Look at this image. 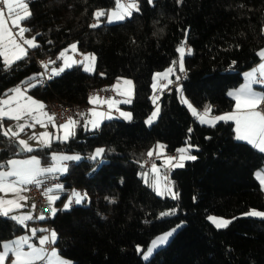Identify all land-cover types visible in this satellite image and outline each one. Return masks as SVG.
I'll return each instance as SVG.
<instances>
[{
	"label": "trees",
	"instance_id": "16d2710c",
	"mask_svg": "<svg viewBox=\"0 0 264 264\" xmlns=\"http://www.w3.org/2000/svg\"><path fill=\"white\" fill-rule=\"evenodd\" d=\"M28 2L32 15L24 24L40 47L10 68L0 58V98L19 84L38 81L37 59L56 61L50 67L58 68L60 52L74 43L96 55V70L77 65L53 76L46 88L36 84L30 91L46 105L55 100L84 105L90 88L111 86L118 78L134 83L131 121L116 117L96 130L79 125L67 142L28 152L40 156L44 166L52 153L81 157L59 176L63 190H54L63 194L59 205L71 188L87 193L84 202L58 210L52 219L60 253L72 264H264V218L244 215L264 211V189L255 176L264 153L237 140L231 123L203 124L181 102L183 95L198 110L210 105L212 114L232 109L229 91L242 84L243 73L260 61L264 49V0H138L132 16L118 23L101 17L97 27L90 26L96 24L94 13L114 9V0ZM182 42L191 54L184 57V72L177 63L172 79L185 77L163 89L158 118L148 125L154 74L179 61ZM0 141L4 165L16 147L8 137ZM188 143L196 159L169 174L178 199L157 195L141 175L148 151L162 144L165 154H173ZM98 148L105 152L91 159ZM172 210L174 215H161ZM211 214L231 223L217 228ZM177 225L169 243L145 261L138 247L147 248ZM23 230L0 215V242Z\"/></svg>",
	"mask_w": 264,
	"mask_h": 264
},
{
	"label": "snow or ice",
	"instance_id": "6c2138e0",
	"mask_svg": "<svg viewBox=\"0 0 264 264\" xmlns=\"http://www.w3.org/2000/svg\"><path fill=\"white\" fill-rule=\"evenodd\" d=\"M151 2L152 0H149V3ZM0 5H2V7H0V58L3 60L4 67L10 68L17 61H21L28 57L29 49H38L40 45L36 36L30 38L25 37V33L31 31L29 28L23 26V22L30 19L32 15L28 0H0ZM5 9L7 10L8 18L11 19L12 27L17 29L16 32H13L12 27H9L8 20L5 18ZM133 11H139L138 0H129L128 3H124L122 0H116L115 8L113 10L108 12L97 10L94 13L97 23L90 26L97 27L100 23V18L105 16L109 22L122 21L126 19V17L132 16ZM69 51L75 53L77 51V45L72 44L69 48L60 52L57 59L63 60V66L59 68L53 67L49 79L53 76L60 75V73L64 72L66 68L72 67L74 64H82L85 71L88 72H93L95 70L96 57L94 54H83V60H75L67 55ZM177 52L179 53V61H174L172 66L167 68L164 72H158L154 75L152 85L154 93L157 90L162 92L163 89H166L168 85L174 82L170 77L176 72L177 63L179 65V71H185L184 57L186 54H191V49L189 48L186 51L184 42H182L177 48ZM259 55L264 58V50H261ZM55 63L56 61L53 60L47 62L41 61V64L45 69L48 68L49 64ZM38 75L42 76L44 74L41 73ZM244 76L245 83L238 89L232 90L228 93V95L235 101L234 110L232 112L213 116L211 114L212 108L210 105L207 106L203 112H200L183 96H181V102L187 104L193 116H196L201 123L214 127L219 121L234 122L236 139L245 141L260 152L264 153V110H261V106L264 105V93H257L253 89L254 84H264V63H261L257 68L245 73ZM31 79L32 78H29L30 81ZM179 79L180 77L176 76V80L178 81ZM162 80L167 81V83H160ZM37 83H40V81L38 80ZM35 86L36 85L31 82H29L27 87L23 90L21 87L17 86L16 88L9 90L11 94L7 95V98L0 99V121L5 118L14 121H24V123H18L16 125L18 131H13L11 127L4 129L3 124L0 123V132H2L3 136L16 138L13 142L22 152L34 151L28 141L19 139V133L24 132L26 127L34 128L37 124L47 127L48 124H51L54 128H57L58 131L62 132L61 135H54L47 131L39 133L38 135L33 133L29 138L38 141L37 147L47 148L51 146L53 139L67 142L70 138L74 137L76 134L75 129L80 124L79 120L69 117L64 123L57 125L55 114L47 113L45 111L46 105L43 102L27 96V88ZM111 88L119 95L128 97L123 103H131V96L134 91V85L131 80H122L121 78H118ZM177 90L182 93V89L178 88ZM158 100V95L152 97V102L154 104H156ZM89 103L94 106L107 105L109 109L115 108L116 111L119 112V115L124 119H132L131 113L119 110L118 104L121 103V101H117L114 98H103L100 97L99 94L90 95ZM159 111V105L157 104L155 111L148 118L146 123L151 125L158 117ZM85 115L86 114L83 112L79 113V116L81 117H84ZM89 115L91 119L85 121V127L91 125L92 129L98 128L101 121L104 119H112L111 111H98L97 107L89 109ZM29 119L32 123H28ZM45 119L47 123H45ZM189 131H191V129H189ZM165 147V145L157 144L155 149H150L148 151V157L152 158L154 154L157 157H160ZM191 147L192 145H188L185 148L177 149V152L180 153V155L178 157L166 156L164 158V164L171 169L183 167V162L185 160H195V156L188 154ZM104 152L105 149L103 148L96 149L91 159L96 160L101 157ZM80 159L81 157L79 155L52 153V164L48 167H42L41 161L35 156L23 160H8L6 162V165L9 166L8 170H0V192L5 194L13 193L14 196L11 199L0 197V215L9 217L18 224L26 226V221L34 219L31 214L11 215L14 210L25 206L21 201L28 200L27 196L21 195L20 193L22 191H27L28 189L26 186L28 185L40 187L43 183L41 178L46 177L48 174L54 175L67 172L68 165L65 162ZM6 165L0 164V169H3ZM150 172L155 177L150 186L154 188L157 195L164 196L167 194L172 196L173 199H178L179 194L172 190V184L168 180L167 175L161 177L160 169L155 163H152ZM141 175L144 177L145 183H148L149 173L145 172ZM256 175L262 187H264V171L259 172ZM63 187V185L57 183L53 187L45 189L44 194L48 196L49 205H52L57 199H59V196L50 195V193L54 190H63ZM86 199V192L82 194L73 190L68 197V200L64 203L63 209L67 210L71 208L73 203L79 205ZM32 207L35 208L36 205L33 204ZM45 211H50L52 215H55L57 209L52 207L45 209ZM174 214L175 210L161 213L162 216ZM244 215L264 218V211L252 209L249 212L244 213ZM36 219L43 220L45 217L41 214L39 217H36ZM208 219L212 221L217 228H225L231 223L229 220L212 216L208 217ZM38 231L49 232V235L39 237V247L30 243L31 237L27 235L17 237L10 241L0 242V264H6V261H9L10 256V264H37V262H45V264H71L70 261L62 258L55 248H52L49 251V249L44 247L45 245L56 243L57 233L54 230L49 231L48 229H31V236H36ZM174 231L175 229L154 239L147 250L143 252L144 258L147 260L156 248L167 243L169 237L172 236ZM25 246H27L28 250H25ZM137 250L141 251L139 247Z\"/></svg>",
	"mask_w": 264,
	"mask_h": 264
},
{
	"label": "crops",
	"instance_id": "0c3cea01",
	"mask_svg": "<svg viewBox=\"0 0 264 264\" xmlns=\"http://www.w3.org/2000/svg\"><path fill=\"white\" fill-rule=\"evenodd\" d=\"M0 7H2V5H0ZM110 10H113V9H110ZM109 10V11H110ZM134 12V11H133ZM5 18L8 20V24H9V27H12V23H11V19L10 18H8V16H7V10L5 9ZM128 17H126V19H127ZM125 20V19H124ZM124 20H122V21H124ZM106 21L107 22H109L108 20H107V17H106ZM122 21H116V22H109V23H118V22H122ZM102 21L100 20V23H101ZM96 23H97V20H96ZM99 23V24H100ZM23 26L24 27H26L25 26V24H24V22H23ZM12 30H13V32H16L17 31V29L16 28H14V27H12ZM33 36H35V35H33V34H29L28 32L27 33H25V37L26 38H30V37H33ZM75 44V43H74ZM77 45V44H76ZM27 47V46H26ZM67 48H69V46L67 47ZM66 48V49H67ZM32 49H29V52L31 51ZM262 50H264V49H262ZM83 54H93V53H90V52H83V51H80L79 50V48H78V46H77V51L75 52V53H73L72 51H69L68 53H67V55L68 56H70V57H72L73 59H75V60H83ZM95 55V54H94ZM77 56H80L79 58L77 57ZM95 57H96V55H95ZM261 63H264V58H262L261 57V59H260V61L258 62V63H256V64H254L250 69H248V70H246L244 73H243V82H242V84L241 85H243L244 83H245V76H244V74L245 73H247V72H249V71H251V70H253L254 68H257L258 67V65H260ZM50 65V64H49ZM77 65H81L82 67H83V65L82 64H74L73 66H77ZM63 66V60L61 61V64H60V66L59 67H62ZM72 66V67H73ZM58 67V68H59ZM69 68H71V67H69ZM51 69H52V67H51ZM67 69V68H66ZM83 69H84V67H83ZM85 70V69H84ZM95 70H96V61H95ZM165 71V70H164ZM164 71H162V72H164ZM88 72V71H87ZM94 72V71H93ZM161 72V73H162ZM90 73H92V72H90ZM173 76V75H172ZM172 76L170 77V79H172ZM127 80H130V79H127ZM173 80V79H172ZM132 81V80H131ZM161 82H164V83H167V81H164V80H162ZM160 82V83H161ZM116 83V82H115ZM115 83H113V84H115ZM132 83H133V81H132ZM32 84H35L36 85V83H32ZM38 84V83H37ZM112 84V85H113ZM111 85V86H112ZM133 85H134V83H133ZM240 85V86H241ZM17 86H19V87H21V89L23 90V89H25L26 87H27V85H23V84H19V85H17ZM17 86H15L14 88H16ZM240 86H238L237 88H234V89H231L230 91H232V90H235V89H238ZM14 88H12V89H14ZM30 89L31 88H27V96H30V97H32V98H34L35 100H37V101H40V102H43L45 105H46V103L43 101V100H41V99H39V98H37L36 96H34L32 93H31V91H30ZM253 89L257 92V93H264V84H254L253 85ZM229 91V92H230ZM11 93L10 92H7L5 95H3L0 99H4V98H7V95H10ZM122 97V99L120 100L121 101V103H119L118 104V108H119V110L120 111H123V112H128V113H131L130 112V110L128 109V106L132 103V101H133V98H134V91H133V95L131 96V103H123V101L125 100V99H128V97H125V96H121ZM185 98V97H184ZM232 98V97H231ZM233 99V98H232ZM234 100V99H233ZM234 105H235V101H234ZM234 105H233V107H232V109H230V110H228V111H225V112H222V113H219V114H212L213 116H219V115H223V114H225V113H229V112H232L233 110H234ZM93 107H97V110L98 111H104L102 108H101V106H94L93 105ZM196 108V107H195ZM113 109H115V108H113ZM197 109V108H196ZM198 110V109H197ZM45 111L47 112V109H45ZM198 111H200V112H203V110H198ZM48 113V112H47ZM111 115H112V119H114V118H116V116L114 115V114H112L111 113ZM121 117V116H120ZM121 118H123V117H121ZM73 119H75V120H79L80 121V124L79 125H82L85 129H88V130H96V129H99L100 128V126H101V124L104 122V121H106V120H110V119H104L103 121H101V123H100V126L98 127V128H96V129H92L91 128V125H88L87 127H85V121L87 120V119H91V117H90V115L88 114L84 119H79V118H73ZM124 119V118H123ZM124 120H126V121H131V120H127V119H124ZM147 120H148V118H147ZM146 120V121H147ZM199 120V119H198ZM200 121V120H199ZM0 123H2L3 124V127H4V129H7V128H9V127H11L12 128V130L13 131H18V128L16 127V125L18 124V123H24V121L23 120H21V121H14V120H9V119H7V118H5V119H3L2 121H0ZM28 123H32V121L29 119L28 120ZM45 123H47V121H46V119H45ZM228 123H231V125L233 126V129H234V132H235V124H234V122H231V121H229V122H224V121H219V122H217L216 123V125H218V124H228ZM148 124V123H147ZM204 124V123H203ZM78 125V126H79ZM208 125V124H207ZM77 126V127H78ZM76 127V128H77ZM76 130V129H75ZM45 131H47V132H50V133H53L54 135H61L62 134V132H60V131H58L57 130V128H54L51 124H48V126L47 127H43V126H41L40 124H37L34 128H28V127H26V129H25V131L24 132H21V133H19V139H23V140H26V141H28V143L33 147V149H37V148H41V147H37V145H38V141L37 140H35V139H29L32 135H33V133H36L37 135L39 134V133H42V132H45ZM0 136H3V134H2V132H0ZM235 136H236V134H235ZM10 140H12V141H15L16 140V138H10V137H8ZM57 141H59V140H55V139H53V141L52 142H57ZM14 143V142H13ZM1 145H2V141H0V147H1ZM14 145H15V143H14ZM16 147V146H15ZM63 153V152H62ZM165 154V153H164ZM67 155H71V154H67ZM166 156H176V157H178V155H179V153L178 152H176V153H173V154H165ZM32 156H35V157H37L40 161H41V166L42 167H48L51 163H52V160H51V162L49 163V164H47L46 166H44V164H43V161H42V158L40 157V156H38V155H36V154H33V153H28V152H26V151H20L17 147H16V155H14V156H12L11 158H9L8 160H10V159H21V160H23V159H29L30 157H32ZM7 160V161H8ZM6 161V162H7ZM77 161V160H76ZM158 161H159V159H158ZM6 162H5V164L4 165H6ZM65 163H67V165H68V167H69V165H70V163H71V161H67V162H65ZM8 167L9 166H5L3 169H0V170H4V171H6V170H8ZM166 168H169L168 166H166L165 164H164V170L166 169ZM262 171H264V166L262 167V168H260V169H258L256 172H255V176H256V178H257V173H259V172H262ZM66 173V172H65ZM59 174L57 173V174H54V175H52V174H48V175H46V176H58ZM59 177V176H58ZM42 178H45V177H42ZM41 178V179H42ZM258 180V179H257ZM259 181V180H258ZM260 182V181H259ZM261 184V183H260ZM262 186V185H261ZM263 189H264V187H263ZM79 192V191H78ZM21 195H24V196H27L28 197V200L27 201H21V203H23L25 206L23 207V208H20V209H16V210H14V212L13 213H11V215H23V214H31L33 217H34V209L35 208H33L32 207V205L33 204H35V202H34V200H33V198L31 197V196H29V194L26 192V191H22L21 193H20ZM55 194H60V193H57L56 191H53V193H52V195H55ZM13 196H14V194L13 193H7V194H5V193H2V192H0V197H3V198H6V199H11V198H13ZM56 201H58V199L56 200ZM20 225V224H19ZM20 226H22V225H20ZM23 227V232L22 233H20V234H18V235H16V236H14L13 238H10V239H7V240H5V241H10V240H13V239H15V238H17V237H21V236H25V235H27V236H30L31 237V240H30V243H33V244H35L36 246H40L39 245V237H41V236H45V235H49V233L48 232H44V231H38L37 232V234H36V236H31V229H47V226H46V223H45V221L44 220H40V221H38V222H36L34 219L33 220H30V221H26V226H22ZM57 233V232H56ZM57 239H58V235H57ZM57 242V241H56ZM44 247H46L47 248V245H45ZM53 248H55L56 250H57V252L59 253V255L62 257V258H64V259H66V260H68L67 258H65L61 253H60V251H59V248L56 246V243L55 244H53ZM25 250H28L27 249V246H25ZM10 259H11V256H10V258H9V261H6V264H10ZM68 261H70V260H68ZM71 262V261H70ZM71 264H72V262H71Z\"/></svg>",
	"mask_w": 264,
	"mask_h": 264
},
{
	"label": "built area",
	"instance_id": "2783aa9c",
	"mask_svg": "<svg viewBox=\"0 0 264 264\" xmlns=\"http://www.w3.org/2000/svg\"><path fill=\"white\" fill-rule=\"evenodd\" d=\"M116 3V0H114ZM122 2L124 3H128L129 0H122ZM185 49L187 51V49H189V45L186 43L185 45ZM78 58L80 56H77ZM41 61L47 62L49 61L47 58H40L37 59V64L39 66V72L38 74L43 73L44 75H38V80L40 81L39 86L43 89L46 88L49 85V82L51 80V78L49 79L50 73H51V67L50 65L48 66L47 69H45L43 67V65L41 64ZM185 77V73L183 74L182 79H179L178 81L175 79L173 80L174 82L172 84H170V87H175L178 86L182 83L183 78ZM162 84L164 82H161ZM107 89V90H105ZM99 94L100 97L103 98H114L117 101H120L122 99L121 95H119L116 91H114L111 86L108 87H104V88H90L87 91V97L89 100V96L90 95H96ZM162 94L163 91H159L157 90L155 93L153 91L152 97L154 95H158L159 96V100L157 101V103L155 104L154 107L157 106V104H159L160 99L162 98ZM93 108V105L89 103H86L84 105H77V104H67V103H63L59 100H55V101H50L49 103H47L46 105V109L47 112L49 114H55V121L56 124H62L64 123L69 117L72 118H79V119H84L88 114H89V109ZM101 108L105 111H111L112 114H114L116 117H120L119 112L116 111V109H109L107 105H102ZM261 110H264V105L261 106ZM85 113L86 115L84 117L79 116V113ZM158 160V157L154 154L152 158H149L148 156L144 159L143 161V169L144 172L145 171H149L151 169V165L152 163H156ZM169 174H170V168L166 169V175L168 177V180L171 182L170 178H169ZM43 183L41 184L40 187H36L35 185H28L27 187V193L29 194V196H31L35 202V209H34V220L36 222L40 221V219H36V217H39L41 214L44 215L45 219H43L46 223L47 229L49 231H51L53 228V224H52V219L55 217V215H52L50 211H45V209H49V208H56L57 211L60 209H63V205L64 203L68 200V197L71 195L72 191L75 190L77 191L75 188H71L68 190V192L64 195V199L62 201V203L59 205L57 203V201H55L52 205H49L48 203V196L44 194L45 189L53 187L55 184L59 183L61 184V180L58 176H46L45 178H42ZM80 193H85L84 189H80L79 190ZM53 193V192H52ZM52 193H50V195H52ZM60 196L62 197L63 194H60ZM76 204L73 203L72 206H74ZM56 211V213H57ZM49 233V232H48ZM53 248V244H48L47 245V249H49V251ZM37 264H45V262H37Z\"/></svg>",
	"mask_w": 264,
	"mask_h": 264
},
{
	"label": "rangeland",
	"instance_id": "374dc122",
	"mask_svg": "<svg viewBox=\"0 0 264 264\" xmlns=\"http://www.w3.org/2000/svg\"><path fill=\"white\" fill-rule=\"evenodd\" d=\"M95 71V70H94ZM159 73H161L162 71H158ZM158 72H156V73H158ZM155 73V74H156ZM154 74V75H155ZM123 80V79H122ZM33 83H36L37 84V80L35 81V82H33ZM180 88V87H179ZM183 96V95H182ZM157 107V106H156ZM156 107H154V110H153V112L155 111V109H156ZM152 112V113H153ZM152 113L149 115V117L152 115ZM148 117V118H149ZM158 118V117H157ZM157 118L153 121V122H155L156 120H157ZM149 125V124H148ZM188 145H191V144H186V145H183V147H181V148H185V147H187ZM195 149V147L192 145V147L189 149V152H188V154L189 155H192V156H195L194 154H193V150ZM59 153H62V152H59ZM165 153V149H163V153H162V155L160 156V157H158V159H159V161L157 160V162L155 163L156 165H157V167L160 169V176L161 177H163V176H165L166 175V169L164 170V158L166 157V155L164 154ZM62 154H68V153H65V152H63ZM179 155H180V153H179ZM178 155V156H179ZM186 161H188V160H185L183 163H184V165H185V163H186ZM52 164V163H51ZM50 164V165H51ZM49 165V166H50ZM178 168V167H177ZM145 172H148L149 173V175H148V182L151 184L152 183V181H153V179L155 178L154 176H153V174L150 172V171H145ZM144 172V173H145ZM59 175L58 176H61V175H63V174H65V173H58ZM145 180V179H144ZM172 190L174 191V189H173V187H172ZM56 196H59V199H60V194H55ZM165 196H169V197H172V196H170V195H167V194H165L163 197H165ZM252 210V209H251ZM255 210H257V209H255ZM250 211V210H249ZM248 211V212H249ZM259 211V210H258ZM247 213V212H246ZM210 216H212V217H217V218H223V219H225V220H229V221H231V219L230 218H228V217H224V216H220V215H215V214H211V215H209L208 217H210ZM210 221V220H209ZM211 223H212V221H210ZM213 224V223H212ZM230 224V223H229ZM229 224H228V226H229ZM214 225V224H213ZM179 226V227H178ZM215 226V225H214ZM227 226V227H228ZM181 227V225H177V226H175V227H173V228H171V229H169V230H167V231H165V232H163V233H161V234H159V235H157L154 239H156L158 236H161V235H163V234H165V233H167V232H170V231H172L173 229H175V231L173 232V234H172V236H170L169 237V239H168V242L167 243H165L164 245H162V246H159L158 248H156L154 251H153V253H152V255L147 259V260H149L153 255H154V253L158 250V249H160V248H162V247H165L168 243H169V241L172 239V237L175 235V233L178 231V229ZM216 227V226H215ZM226 228V227H225ZM52 230H54V229H52ZM55 231V230H54ZM56 232V231H55ZM153 239V240H154ZM152 240V241H153ZM151 241V242H152ZM151 242H150V244L148 245V247L151 245ZM147 247V248H148ZM147 248H145V249H141V251H140V253H141V255H142V258L145 260V261H147L145 258H144V256H143V252L144 251H146L147 250Z\"/></svg>",
	"mask_w": 264,
	"mask_h": 264
}]
</instances>
